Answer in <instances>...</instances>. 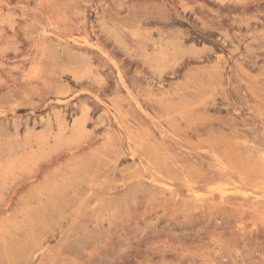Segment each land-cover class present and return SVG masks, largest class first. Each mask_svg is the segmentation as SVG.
<instances>
[{
    "label": "rangeland",
    "instance_id": "rangeland-1",
    "mask_svg": "<svg viewBox=\"0 0 264 264\" xmlns=\"http://www.w3.org/2000/svg\"><path fill=\"white\" fill-rule=\"evenodd\" d=\"M0 264H264V0H0Z\"/></svg>",
    "mask_w": 264,
    "mask_h": 264
}]
</instances>
